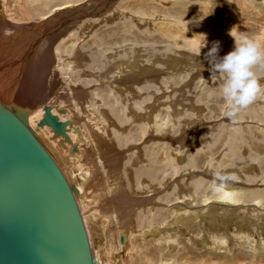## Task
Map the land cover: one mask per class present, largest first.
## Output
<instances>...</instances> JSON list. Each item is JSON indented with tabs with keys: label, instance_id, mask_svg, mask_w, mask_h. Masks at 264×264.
I'll use <instances>...</instances> for the list:
<instances>
[{
	"label": "rangeland",
	"instance_id": "374dc122",
	"mask_svg": "<svg viewBox=\"0 0 264 264\" xmlns=\"http://www.w3.org/2000/svg\"><path fill=\"white\" fill-rule=\"evenodd\" d=\"M60 3L0 0V103L32 129L44 105L76 121V153L48 127L35 135L77 190L95 260L148 264L150 246L162 256L149 264H264V59L261 93L233 119L206 59L215 42L233 49L230 29L264 52V0ZM217 172L241 200H218Z\"/></svg>",
	"mask_w": 264,
	"mask_h": 264
},
{
	"label": "water",
	"instance_id": "95a60500",
	"mask_svg": "<svg viewBox=\"0 0 264 264\" xmlns=\"http://www.w3.org/2000/svg\"><path fill=\"white\" fill-rule=\"evenodd\" d=\"M43 111L38 126L68 139L67 122ZM25 115L0 104V264H96L77 190Z\"/></svg>",
	"mask_w": 264,
	"mask_h": 264
},
{
	"label": "clouds",
	"instance_id": "9594fccd",
	"mask_svg": "<svg viewBox=\"0 0 264 264\" xmlns=\"http://www.w3.org/2000/svg\"><path fill=\"white\" fill-rule=\"evenodd\" d=\"M229 35L234 38L233 49L221 57L218 55L219 42H215L206 53V59L211 65L212 73L222 74L224 77L220 94L227 102L226 116L233 119L241 110L255 102L261 93V86L253 68L264 59V52L257 42L248 37L238 38L231 29ZM204 46L205 44L202 47ZM233 179L217 172L213 183H218V187L223 188Z\"/></svg>",
	"mask_w": 264,
	"mask_h": 264
},
{
	"label": "bare ground",
	"instance_id": "6f19581e",
	"mask_svg": "<svg viewBox=\"0 0 264 264\" xmlns=\"http://www.w3.org/2000/svg\"><path fill=\"white\" fill-rule=\"evenodd\" d=\"M61 2L62 3H60V7H58V8H60V9H63V8H66L69 4H70V2H72V0H61ZM59 3V2H58ZM57 5H59V4H57ZM22 46V45H21ZM23 47V46H22ZM21 49V48H20ZM24 50L25 49H23L22 51L20 50V52L18 53V54H20L21 56L22 55H24L23 53H24ZM10 54V56H12L13 55V52H10L9 53ZM46 54V53H45ZM44 54V55H45ZM14 55H16V54H14ZM42 55V54H41ZM46 55H45V57H43V56H38L37 55V57L35 58L34 57V59H37V60H39V58H43L41 61H42V63L44 64V65H46L47 64V60H46ZM46 60V61H45ZM35 64V65H34ZM33 65L35 66V68H36V63H34ZM42 64V65H43ZM32 65V66H33ZM35 68H33V69H35ZM33 69H32V71H33ZM35 71V74H38L39 72H40V69H39V71L37 70V69H35L34 70ZM28 91H29V89H27ZM1 104V103H0ZM3 104V103H2ZM46 105H44L43 106V108L45 107ZM48 106H50V105H48ZM51 107V106H50ZM8 109H10V108H8ZM10 110H12V109H10ZM12 111H14L15 112V110H12ZM17 112V111H16ZM59 112L60 113H62V114H65V111L64 110H59ZM51 113L52 114H54V115H56L55 113H54V111H53V108L51 107ZM57 116V115H56ZM25 117H26V122H27V116L25 115ZM58 117V120L59 121H61V122H67V126H66V135H67V138L68 139H66V138H64L62 135H58V136H54V133L52 132V130H51V128L50 127H48V128H50V130H51V132H52V134H53V137L54 138H57V139H60V138H62V140H60V145L62 146V147H65V143H69L70 145H71V149H70V154H73V153H76V152H78L79 151V148H78V145L76 144V143H73V139H71V137H70V131H71V128H73V130H74V132H76V134H77V136H78V138H80V139H83L82 138V135L80 134V131L75 127V123H76V121L74 120V119H70V120H61L60 118H59V116H57ZM28 125H29V123H28ZM29 127H30V125H29ZM37 127L38 128H43V127H39L38 126V123H37ZM44 127H47V126H44ZM31 128V127H30ZM38 128H36V129H32L33 130V132L34 133H36V130L38 131L39 129ZM36 136V135H35ZM45 147V146H44ZM73 147H75V151H72V148ZM46 149V148H45ZM48 152V151H47ZM51 156V155H50ZM54 159V158H53ZM55 160V159H54ZM61 170V169H60ZM61 172H62V170H61ZM64 174V173H63ZM65 176V175H64ZM66 178V177H65ZM199 180V179H198ZM67 183H68V181H67ZM68 185L71 187V185L68 183ZM193 185V184H192ZM210 185V184H209ZM212 186V185H211ZM214 186V185H213ZM216 187V186H215ZM199 188H201V187H199ZM217 188H218V191H219V195L217 194V193H215L216 195H218V200L219 201H222V202H224V203H235L236 201H239V200H241L242 199V197L240 198L239 196H237L235 193L236 192H234V191H232V189H233V187H231V186H229V185H227L226 187H223V188H219L218 187V185H217ZM207 190V189H206ZM217 190V189H216ZM215 190V191H216ZM212 193H213V191H212ZM204 194V193H203ZM211 194V193H210ZM214 194V193H213ZM261 194H262V196H264V193L263 192H261ZM207 195V194H206ZM237 196V197H236ZM211 197V196H210ZM162 200H164V199H162ZM203 200V199H202ZM210 201V200H209ZM212 201H214V200H212ZM207 202H208V200H207ZM223 205V204H222ZM166 208V207H165ZM158 218H157V217ZM164 216V213L163 212H161V211H159L157 214L155 213L154 214V216L152 217V219L151 218H147L146 219V221L148 222H146V227L145 228H148V229H145L144 231H145V233H151V234H155V233H157V231L159 230V228L157 229V226H156V224L158 223V222H160L159 221V217L160 218H162ZM165 217V216H164ZM142 218H146V217H143V216H141V218H140V220L142 219ZM175 221H174V223H172L173 225L175 224H177L178 222H181V223H183V221L181 220V218H175L174 219ZM142 222H144L145 223V221H143V219L141 220ZM85 225V224H84ZM145 226V225H144ZM144 228V227H143ZM149 230V231H148ZM87 232V231H86ZM87 234V233H86ZM124 241V240H123ZM146 245L147 246H149V243H146ZM147 246H143V248L144 247H147ZM141 247V246H140ZM114 247L111 245V249H113ZM139 248V247H138ZM138 251L139 250H137V254H138ZM148 251H150L149 252V258L147 257L148 255ZM145 252V253H144ZM144 252H142V253H140L139 254V256H137V258H138V261L140 262V263H142V262H148V264H149V262H151L152 260L153 261H156V260H154L155 258H156V253L158 252V251H154V250H151V247L149 246V249H146V250H144ZM158 257L159 256H162V253L161 252H158ZM91 256L93 257V259L95 260L96 259V257H94L93 255H92V253H91ZM99 261L98 260H96V264H100V263H98ZM136 262V261H135ZM137 263V262H136ZM94 264H95V261H94Z\"/></svg>",
	"mask_w": 264,
	"mask_h": 264
}]
</instances>
